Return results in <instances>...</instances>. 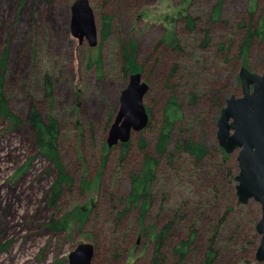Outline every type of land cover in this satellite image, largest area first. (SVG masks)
<instances>
[{
    "label": "rangeland",
    "instance_id": "obj_1",
    "mask_svg": "<svg viewBox=\"0 0 264 264\" xmlns=\"http://www.w3.org/2000/svg\"><path fill=\"white\" fill-rule=\"evenodd\" d=\"M74 1L0 0V81L10 111L21 121L11 129L0 115V264H68L69 253L84 243L94 246L92 264H153L154 234L176 203L171 200L166 210L162 205L168 156L180 164L188 139L210 153L216 150L220 111L227 98L241 95L240 69L264 72V0H222L217 19L211 13L220 0H88L98 32L94 48L71 34ZM105 19L110 22L102 40ZM249 23L254 30L262 27V34L252 39L245 58L239 52ZM171 32L176 46L169 42ZM132 45L149 87L143 105L150 124L131 135L127 148L109 149L108 131L129 77L121 71L122 52ZM171 99L180 118L170 131L167 153L159 155L157 134ZM32 111L43 123H56L60 163L71 180L55 203L57 169L35 143L28 121ZM145 154L158 160V182L140 220L139 205L127 199L130 176ZM202 175L183 181L200 191L198 196ZM83 182L92 183L90 190ZM175 187L170 197L183 195ZM79 208L91 209L82 225ZM248 208L256 215L260 209L253 201ZM59 221L66 227L53 226ZM210 227L197 226V239L180 264L200 262ZM184 235L182 226L169 230L158 264L176 263L172 248Z\"/></svg>",
    "mask_w": 264,
    "mask_h": 264
},
{
    "label": "trees",
    "instance_id": "obj_2",
    "mask_svg": "<svg viewBox=\"0 0 264 264\" xmlns=\"http://www.w3.org/2000/svg\"><path fill=\"white\" fill-rule=\"evenodd\" d=\"M221 2L213 8L211 13L212 19H217L221 12ZM187 25L192 26L191 18L186 16ZM110 19H105L103 29L101 31L102 40L105 39L104 29L108 28ZM243 27V26H242ZM262 34V27L253 29L251 24L247 25L246 36L240 48V56L245 57L248 53V46L255 36ZM169 42L175 45L174 33H169ZM176 46V45H175ZM128 52L124 49L123 65L121 71L124 74L140 73L141 68L135 60V47L130 46ZM3 57L2 66L5 64ZM100 55L96 61L99 62ZM100 63V62H99ZM0 115L7 121L10 128L13 129L21 121L14 115L6 102L2 91V83L0 81ZM163 125L157 134V142L155 146L156 153L164 155L167 153V145L169 143L170 131L174 122L180 118V110L176 105V101L171 99L163 109ZM28 121L30 122L34 139L40 152L49 160L57 169V176L53 186L51 203H55L60 196L65 184L70 187V178L64 172L60 163L57 149V126L53 119L47 124L43 123L40 115L36 111H32ZM150 124V121H149ZM148 124V125H149ZM147 128V127H146ZM129 143V142H128ZM128 143L120 144L122 148H127ZM145 143L141 141V147L144 148ZM183 156L180 164L176 165L173 161V155L168 156V177L165 178L166 189L164 191V200L162 205L166 210L171 205V200L176 202L172 206V210L168 213V222L164 225L158 234H154L155 253L153 264H158L161 256V246L169 230L174 226H182L184 237L172 248V254L176 257L175 264L182 263L190 253L191 247L195 243L198 235L197 226L205 224L210 227L206 240L207 247L198 264H250L254 260V253L258 246L259 236L256 233L255 225L259 219V211L257 215L255 211L248 208L249 203L241 205L237 202L235 196V177L237 175L236 159L232 154H227L219 146L216 147L214 153H210L208 149L201 143H196L192 139H188L183 146ZM210 164L206 165L208 160ZM103 162L105 158H102ZM30 163V162H29ZM21 168V171L25 170ZM190 168V169H189ZM205 168V172H203ZM189 169V171H187ZM187 172V173H186ZM158 160L151 154H145L142 158L139 171L130 176L131 190L128 196V204L139 205L140 220L144 217L146 209L150 206L152 199L151 187L157 180ZM200 182H204L201 188V196L197 194L200 191L192 190L193 186L183 184L185 177L199 178ZM92 184V183H91ZM90 182H83V189L90 190ZM176 184L175 189L180 190V196L170 197V189ZM165 187V184H164ZM179 188V189H178ZM174 197V198H173ZM178 197V200H176ZM165 205H169L165 207ZM163 208V206H161ZM91 210V209H90ZM89 211L79 208V217L77 219L80 225L87 218ZM209 213V215L207 214ZM66 223V222H65ZM53 226H66L61 221L52 223ZM57 229V228H56Z\"/></svg>",
    "mask_w": 264,
    "mask_h": 264
},
{
    "label": "water",
    "instance_id": "obj_3",
    "mask_svg": "<svg viewBox=\"0 0 264 264\" xmlns=\"http://www.w3.org/2000/svg\"><path fill=\"white\" fill-rule=\"evenodd\" d=\"M71 34L79 44L89 48L98 44V32L93 10L88 0H75L71 5ZM241 95L225 100L217 120L218 146L227 154L237 152L235 196L246 205L250 201L260 207L255 225L259 236L254 260L264 264V72L252 73L241 68L238 74ZM148 84L140 73L129 74L119 98V109L108 131L107 148L125 144L133 133L143 131L150 117L143 105ZM94 246L79 244L68 255V264H92Z\"/></svg>",
    "mask_w": 264,
    "mask_h": 264
}]
</instances>
